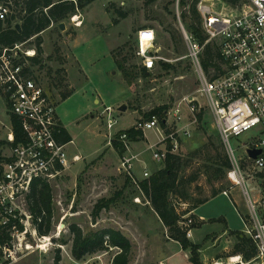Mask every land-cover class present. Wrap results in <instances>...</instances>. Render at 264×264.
I'll use <instances>...</instances> for the list:
<instances>
[{"label":"rangeland","instance_id":"obj_1","mask_svg":"<svg viewBox=\"0 0 264 264\" xmlns=\"http://www.w3.org/2000/svg\"><path fill=\"white\" fill-rule=\"evenodd\" d=\"M183 10L176 0H154L151 3L147 0H95L79 10L81 27L76 28L67 20L65 31L61 32L53 26L41 35V58L46 64L36 67V70L42 85L57 103L60 94L63 98L65 93L71 92L67 76L77 69V63L83 72V81L74 88L71 97L56 104L62 125L73 137L72 143L65 147L66 158L71 162L76 155L81 160L69 164V169L61 178L50 182L53 190V228L47 237L50 242H40L42 238L38 236L32 241L31 253L14 264H54L57 252L60 264H111L117 252L115 249L87 255L76 261L71 255V225L78 226L84 234L105 228L119 230L132 245L130 264H190V251L195 252L201 264H218L216 258L223 255L226 257L219 261L220 264H229L231 244L221 238L217 240L213 235L242 232L243 224L232 202L234 199L238 201L243 207L241 213L246 215V198L241 186L233 185L227 178L215 182L209 181L205 175L210 159L216 154L215 147L220 145L218 150L227 153L212 116L205 111L201 121L189 126L190 136L180 137L175 154L181 155L183 160L182 176H196V181L188 188L194 200L208 198L213 189L224 187L232 202L220 195L199 207L196 218L192 215L186 218L195 223L191 227L192 243L184 237L185 227L181 221L178 222L176 230L181 238H185L190 245L195 244L190 249L181 248L173 239L172 232L160 223L151 205L146 204L131 179L120 172L121 155L113 145L115 142L119 144L116 138L122 131L132 128L137 120L162 106H167L168 110L178 107L182 111V124L192 120L183 99L195 95L198 79L191 60L186 57L188 48L181 34V24L187 31V21L181 19ZM120 12L126 15L124 19L120 18ZM145 27L155 31L158 55L172 65V69L164 70L159 64L147 76L139 74L135 36L139 29ZM28 46L33 47L34 43ZM124 56L127 59L123 65L129 74L128 80L123 79L114 62H122ZM56 70L58 75L53 73ZM199 100L205 103L203 98ZM122 106L125 109L120 111ZM106 107L114 110L117 120L111 131L106 128L103 113ZM8 119L9 113L0 99V123L7 124ZM157 131H146L145 137L130 143L134 153L136 148L141 152L140 157L133 161V172L139 178H142L143 166H146L149 175L163 166V162H156L152 157L160 141ZM5 132L4 128H0V140ZM108 135L116 139L110 145ZM249 136L246 134L232 139L230 145L241 163L244 177L242 189H246L257 207L259 218L264 221V209L260 207L264 201V169H254L242 149ZM137 195H140L142 204L134 203L133 198ZM113 198L110 208L102 210L94 219L92 212L95 205L100 200ZM63 217L64 221L60 223ZM199 217L206 223H199ZM221 217L225 223L209 222ZM37 244L48 246L38 251ZM227 247L226 252H221Z\"/></svg>","mask_w":264,"mask_h":264},{"label":"built area","instance_id":"obj_2","mask_svg":"<svg viewBox=\"0 0 264 264\" xmlns=\"http://www.w3.org/2000/svg\"><path fill=\"white\" fill-rule=\"evenodd\" d=\"M179 1L176 0L177 4ZM196 9L205 37L203 44L189 35L181 24V34L188 48L186 57L191 60L198 79L195 95L183 99L192 120L182 124V111L174 107L165 112L163 119L169 131L167 134L161 128V119L156 115L137 120L132 129L141 132L144 137L146 131L159 130L160 141L152 157L156 162H164L167 154L178 151L180 137L190 136L189 126L198 122L197 114L207 111L212 116L232 166L226 178L233 185L241 186L246 197L247 214L241 216L242 232L252 240L256 249L252 261L245 262L241 256H237V262L233 261L235 257H231L229 264H264V221L259 218L257 207L246 189H242L244 177L241 163L230 145L232 139L249 134L247 143L242 145L244 157L253 163L254 169H264V0H198ZM8 12L9 7L0 4V18ZM69 20L76 28L82 25L79 11ZM33 41L34 38H31L0 50V99L8 113L18 120L24 134L23 141L12 145L14 134L10 119L7 124L0 123V128L6 131L0 140L3 142L0 144V264H14L31 253L32 241L38 237L36 226L40 219L34 221L27 202L32 184L42 180L50 185L51 181L62 177L70 164L66 158L65 145L57 141L62 125L55 102L42 85L36 70V67L46 63L43 60L41 64L34 65L31 61L36 57L35 46H28ZM135 42L139 68L150 74L160 61L165 62L158 55L156 34L152 28L139 29ZM207 44L216 45L219 49L218 70L212 67L206 71L202 66L201 58ZM199 98H203L205 103L202 104ZM103 113L106 116V128L111 131L117 124L114 110L106 107ZM116 139L124 150L119 170L131 179L142 195L139 180L133 174L136 156L131 154V141L126 133L119 134ZM116 139L108 135V145ZM249 150H261L262 153L251 160L247 155ZM80 160L78 156H73L71 161ZM149 176L144 170L142 179H148ZM140 195L133 198L134 203L142 204ZM222 195L228 196L227 191ZM260 207L264 209V201ZM188 216L182 217L180 221L189 239L191 227L195 223L186 220ZM63 221L64 217L60 223ZM41 238L40 242L47 237ZM36 250L42 251L39 244Z\"/></svg>","mask_w":264,"mask_h":264},{"label":"trees","instance_id":"obj_3","mask_svg":"<svg viewBox=\"0 0 264 264\" xmlns=\"http://www.w3.org/2000/svg\"><path fill=\"white\" fill-rule=\"evenodd\" d=\"M94 1L95 0H75V2L70 0H0L1 5L9 7L8 14L0 18V50L3 48H11L15 44H20L34 38L32 43H34L36 48V57L32 58L31 61L34 65L41 64L43 61L41 58V35L53 26L60 31L58 27L60 23L65 24V22L69 20L72 15L76 14L77 11L83 10ZM153 1L154 0H147V3ZM226 1L236 2L237 0ZM197 2L198 0H180L179 6L184 9L181 14V19L182 21H187V33L194 37L199 44H203L205 37L201 30V20L196 9ZM119 15L122 19L126 17V15L121 12ZM16 24L20 25V33L14 29ZM126 61V56L122 58L123 63L116 61V65L121 70L124 80H128L129 78V74L123 65ZM201 62L206 71L212 67L218 70L220 62L218 47L216 45L207 44L204 47ZM159 64L164 70L173 68L172 65L165 62H159L158 65ZM139 74L147 76L146 70L142 68H139ZM167 110V106H162L145 115L146 119L153 115L158 116L161 119V128L166 134L169 131L166 129L163 119ZM202 115L203 112L197 114L198 121L202 120ZM9 119L14 134V143L12 145H16L23 141L24 134L18 120L10 113ZM122 133H126L130 141H137L144 137L141 132L134 131L132 128L122 131ZM57 141L62 145L71 141L70 136L64 128H61ZM2 143L3 142H0V144ZM115 143L116 144H113L114 147L119 154L122 155L124 152L122 144ZM219 146L215 147L216 154L210 159L209 165L205 170V175L209 181L218 182L223 180L232 167L227 153L218 150ZM167 147L170 149L169 143ZM183 166L181 155L169 153L163 162V166L158 171L151 174L148 179L139 181L138 185L142 192V196L149 202L161 224L172 232L171 235L173 239L181 245V248L190 249L195 245H190L185 238H181V235L178 234L179 232L176 230L178 222L182 217L222 194L225 188L220 187L216 190L213 189L210 197L194 200L188 192V188L196 181V176H182ZM52 192V187L48 183L39 180L32 184L27 196L29 211L34 221L36 222V220L40 219V222L36 226L37 235L39 237H48L53 228ZM113 202L114 198L107 201L100 200L94 207L92 217L96 219L99 213L102 210H108ZM179 207H181V211H179ZM69 231L72 236L71 255L76 261L83 259L87 255L115 249L117 252L114 254L111 264H130L132 245L129 239L119 230L105 228L84 234L78 226L71 225ZM174 232H176L175 235L173 234ZM232 234L235 237V244L230 252H228V257L241 256L242 260L245 262H250L255 259L256 249L252 240L247 238L243 232H234ZM183 235L186 237L185 234ZM190 253V264H201L195 252L190 251ZM224 257L226 256H218L217 259L219 260ZM60 261L61 258L57 252L54 258V264H60Z\"/></svg>","mask_w":264,"mask_h":264},{"label":"crops","instance_id":"obj_4","mask_svg":"<svg viewBox=\"0 0 264 264\" xmlns=\"http://www.w3.org/2000/svg\"><path fill=\"white\" fill-rule=\"evenodd\" d=\"M50 28H52V27H50ZM49 28V29H50ZM62 32V31H61ZM78 34V33H77ZM77 37H78V35H77ZM75 60H76V58H75ZM76 62H77V60H76ZM114 62H115V65H116V61L114 60ZM76 68L77 69H75V70H73V72H71L70 73V75H68L67 76V79H68V83H69V88L71 89V92H69V93H65L66 95H64L63 96V98H62V96H61V94L59 95V97H60V100H59V102L57 103V100L55 99V97H53L49 92V94L51 95V97H52V99H53V101L55 102V105L57 104H59L60 102H65L66 100H68L70 97H71V94H72V92H73V90H74V88H76L78 85H79V82H82L83 81V72H82V70L79 68V64L77 63V66H76ZM117 69V68H116ZM68 72V71H67ZM54 74H57L58 75V70H56V71H54L53 72ZM54 80V79H53ZM61 81L59 80L57 83H58V85H59V83H60ZM99 101H97V103H98ZM61 122V121H60ZM61 125H62V123H61ZM62 128H64L65 130H66V132L68 133V135L70 136V138H71V141L69 142V143H67V144H65V147L68 145V144H71L72 143V141H73V137H72V135L69 133V131L62 125ZM131 154L132 155H134V156H136V158H138V157H140V155H141V152H140V150H139V148H136V153H134L133 151H132V149H131ZM76 156V155H75ZM76 163H78V162H70V164H76ZM143 168V172H144V170H146L147 171V169H146V166H143L142 167ZM133 174H134V176L139 180V179H142V178H139L137 175H136V173H134L133 172ZM142 176H143V173H142ZM242 191V190H241ZM242 194H243V192H242ZM221 196H223V197H225V198H227L230 202H232V200L229 198V196H224V195H222V194H220ZM220 195H218L217 197H219ZM244 195V194H243ZM217 197H215V198H213V199H211V200H209L207 203H209V202H211V201H213V200H215ZM245 197V196H244ZM246 198V197H245ZM207 203H205V204H207ZM204 204V205H205ZM232 205H233V208L236 210V212H237V214L240 216V218H241V216H243V215H245V213H241V210H243L242 208V206L238 203V201L236 202V200L234 199V201L232 202ZM244 205H245V209H246V213H247V205H246V201H245V203H244ZM201 206H203V205H201ZM200 206V207H201ZM199 208V207H198ZM198 208L196 209V210H194V211H192L191 213H189L188 215H192L194 218H196L195 217V214H196V212L198 211ZM159 220V219H158ZM211 220V219H210ZM160 221V220H159ZM199 223H201V224H205L206 222H205V219H203V218H201V217H199ZM209 222H223V223H225V220H224V218H219V219H216V220H214V221H209ZM161 223V222H160ZM165 228V227H164ZM212 236V235H211ZM213 236H215L216 238H217V240H219L220 238L221 239H224V240H227V243H229V244H231V248H230V250L232 249V247H233V245L235 244V237L233 236V234L232 233H229V234H227V232L225 233H223V234H221V235H213ZM192 236L189 238V240H190V242L192 243ZM216 240V241H217ZM175 244L177 245V243L175 242ZM195 245V244H194ZM227 249H228V247L227 248H224L221 252H223V251H227ZM221 252H218L219 254L221 253ZM218 258V257H217ZM216 258V259H217ZM168 259H169V257H168ZM220 260H222V259H217V262H218V264H220ZM169 264H173V263H169Z\"/></svg>","mask_w":264,"mask_h":264},{"label":"water","instance_id":"obj_5","mask_svg":"<svg viewBox=\"0 0 264 264\" xmlns=\"http://www.w3.org/2000/svg\"><path fill=\"white\" fill-rule=\"evenodd\" d=\"M60 31H65V24L64 23H60L58 25ZM14 29L20 33L21 32V28H20V25L19 24H16L14 26ZM146 74L148 75V73L146 72ZM125 108L122 106L120 107V111H123ZM262 153L261 150H249L247 151V155H248V158L251 159V160H255L257 158V156H259L260 154ZM235 264H240V263H235Z\"/></svg>","mask_w":264,"mask_h":264},{"label":"bare ground","instance_id":"obj_6","mask_svg":"<svg viewBox=\"0 0 264 264\" xmlns=\"http://www.w3.org/2000/svg\"><path fill=\"white\" fill-rule=\"evenodd\" d=\"M48 238H49V237H48ZM48 238H45L44 241H42V242H43V243H45V242H49V239H48ZM46 246H48V245H43V246L41 245V246H40V249H41V248L45 249ZM237 260H238L237 257H235L233 261H234V262H237Z\"/></svg>","mask_w":264,"mask_h":264}]
</instances>
